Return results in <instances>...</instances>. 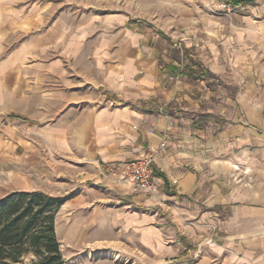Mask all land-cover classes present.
<instances>
[{"label": "crops", "instance_id": "1", "mask_svg": "<svg viewBox=\"0 0 264 264\" xmlns=\"http://www.w3.org/2000/svg\"><path fill=\"white\" fill-rule=\"evenodd\" d=\"M54 1L0 0V42L11 23L29 33L0 44V142L12 141L0 162L35 175L0 197L57 184L83 236L185 264H264V0L232 14L213 13L222 0H112L103 13ZM162 142L154 194L102 169Z\"/></svg>", "mask_w": 264, "mask_h": 264}, {"label": "rangeland", "instance_id": "2", "mask_svg": "<svg viewBox=\"0 0 264 264\" xmlns=\"http://www.w3.org/2000/svg\"><path fill=\"white\" fill-rule=\"evenodd\" d=\"M45 1L46 0H43L42 3H45ZM112 2V0H55L53 3H55V7L58 8V10L65 11L79 8L88 11L95 7L103 13L109 11ZM137 3H139V1ZM133 5L135 8V2ZM138 5H140V3ZM235 5L238 6V4ZM65 18L72 20L70 17L68 18V15H66ZM1 19L2 17H0V20ZM48 19L50 20L52 17L50 16ZM9 27V35L5 38V41L1 39L2 43L0 42V44H10L9 48L11 50L13 49L12 46L27 41L29 33L28 30L24 32L22 30L19 31L20 25L15 26L11 23ZM14 29L17 30L16 33H13ZM92 73L93 72L90 71V66L86 65V75H92ZM261 87L264 90V83ZM0 144L7 149V147L12 146V141L0 142ZM0 164L4 165V169H0V196L11 189H30L33 187L30 183H34L35 175L27 167V163H16L13 161L12 155H10V158L5 162H0ZM41 187L44 188V184H42ZM58 188L59 185L54 184L53 189L50 190L51 192L46 193L55 196H67L68 198L75 196L74 193L63 194ZM46 189L49 190L50 188L46 187ZM76 215H78V211H67L61 207L55 217V224L57 225V228H55L56 236L64 259V264H185L181 261L184 256L178 257L177 259H180L179 261H173V258H161L151 251H141L140 248H137L132 243V250H130V246H125V244L129 245V242L94 240V228L92 227H90L87 234L83 236V226H76L73 224L77 217ZM96 228L102 236L108 237L111 234L114 236V229L111 226L106 225L99 227V225H97Z\"/></svg>", "mask_w": 264, "mask_h": 264}, {"label": "trees", "instance_id": "3", "mask_svg": "<svg viewBox=\"0 0 264 264\" xmlns=\"http://www.w3.org/2000/svg\"><path fill=\"white\" fill-rule=\"evenodd\" d=\"M64 202L63 196L36 190L0 197V264H64L55 229Z\"/></svg>", "mask_w": 264, "mask_h": 264}, {"label": "built area", "instance_id": "4", "mask_svg": "<svg viewBox=\"0 0 264 264\" xmlns=\"http://www.w3.org/2000/svg\"><path fill=\"white\" fill-rule=\"evenodd\" d=\"M236 6L233 0H222L213 13L232 14L235 12ZM163 146V142L157 148L149 146L144 155L136 159L120 163H103L102 169L107 174H114V181L117 184L126 185L132 191L143 190L146 194H154L157 192L160 182L153 163L159 149ZM172 182L176 181L173 180Z\"/></svg>", "mask_w": 264, "mask_h": 264}]
</instances>
